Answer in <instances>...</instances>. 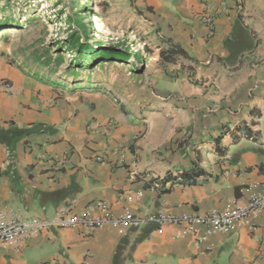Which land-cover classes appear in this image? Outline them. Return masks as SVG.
Listing matches in <instances>:
<instances>
[{
	"label": "crops",
	"instance_id": "obj_1",
	"mask_svg": "<svg viewBox=\"0 0 264 264\" xmlns=\"http://www.w3.org/2000/svg\"><path fill=\"white\" fill-rule=\"evenodd\" d=\"M208 7L212 31L184 12L186 32H161L188 71L153 80L132 121L95 94L49 107L47 87L0 64L12 88H0V211L46 221L65 210L96 215L102 202L113 218L137 220L50 227L1 248L0 264H264V209L225 233L189 235L162 221L264 193V0Z\"/></svg>",
	"mask_w": 264,
	"mask_h": 264
},
{
	"label": "rangeland",
	"instance_id": "obj_2",
	"mask_svg": "<svg viewBox=\"0 0 264 264\" xmlns=\"http://www.w3.org/2000/svg\"><path fill=\"white\" fill-rule=\"evenodd\" d=\"M210 1L0 0V64L18 68L47 87L49 107L52 103L72 106L77 101L87 104V98L95 94L109 100L118 117L132 121L149 106L153 80L167 77L179 82L188 71L169 52L161 32H186L178 22L184 12L203 24V14L212 17ZM73 16L88 28L89 44L108 43L128 59L76 61L67 46ZM95 20L103 33L95 30ZM96 33L106 38L98 39ZM136 55L141 61H135ZM1 92L12 94L2 88Z\"/></svg>",
	"mask_w": 264,
	"mask_h": 264
},
{
	"label": "built area",
	"instance_id": "obj_3",
	"mask_svg": "<svg viewBox=\"0 0 264 264\" xmlns=\"http://www.w3.org/2000/svg\"><path fill=\"white\" fill-rule=\"evenodd\" d=\"M201 20L209 32L213 30L214 24L210 15L203 14ZM95 36L98 38V33ZM0 86L7 92L12 89L7 81H1ZM152 184L156 188L159 187L157 182H152ZM95 208L98 212L96 215H93L91 212H84L81 215H70L69 211L65 210L46 221L37 219H10L7 212L0 211V249H18L27 240L47 232L50 227L59 229L81 227L91 231L105 224L130 226L137 221L131 216L113 218L109 214L107 205L102 202L96 204ZM263 209L264 193L252 196L246 204L235 205L233 208L225 211L211 212L202 216L195 215L178 218L168 216L162 221L166 224L180 227L182 233L189 235H196L199 226L204 227L206 233H225L231 230L234 224L246 220L250 215L260 213Z\"/></svg>",
	"mask_w": 264,
	"mask_h": 264
},
{
	"label": "trees",
	"instance_id": "obj_4",
	"mask_svg": "<svg viewBox=\"0 0 264 264\" xmlns=\"http://www.w3.org/2000/svg\"><path fill=\"white\" fill-rule=\"evenodd\" d=\"M70 23L74 25V30L70 32L67 36V46L71 51V56L76 61H92L94 57H98L101 60H111L124 62L128 59V55L117 50L114 46L110 44H102L99 40H95L93 43L89 44L88 40V28L81 24L79 19L75 16L71 17ZM171 53V52H170ZM135 61H141V57L134 56ZM167 62L170 59L164 58ZM186 177V175H184ZM189 184H194L195 182H188Z\"/></svg>",
	"mask_w": 264,
	"mask_h": 264
},
{
	"label": "bare ground",
	"instance_id": "obj_5",
	"mask_svg": "<svg viewBox=\"0 0 264 264\" xmlns=\"http://www.w3.org/2000/svg\"><path fill=\"white\" fill-rule=\"evenodd\" d=\"M95 22H96V31L99 33V32H102V30H101V27H100V25L98 24V22H97V20H95ZM103 33V32H102ZM98 38H102V39H105L106 37H100V35L98 34Z\"/></svg>",
	"mask_w": 264,
	"mask_h": 264
}]
</instances>
